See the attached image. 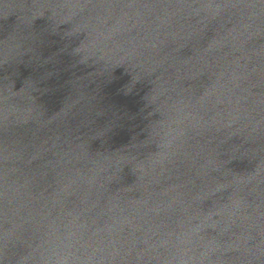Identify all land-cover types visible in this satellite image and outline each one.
<instances>
[{
  "label": "water",
  "instance_id": "95a60500",
  "mask_svg": "<svg viewBox=\"0 0 264 264\" xmlns=\"http://www.w3.org/2000/svg\"><path fill=\"white\" fill-rule=\"evenodd\" d=\"M0 264H264V0H0Z\"/></svg>",
  "mask_w": 264,
  "mask_h": 264
}]
</instances>
